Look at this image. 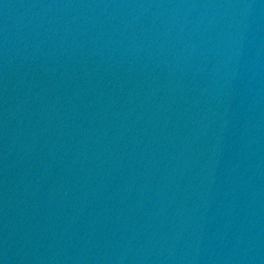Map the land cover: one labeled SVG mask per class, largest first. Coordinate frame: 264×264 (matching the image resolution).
Listing matches in <instances>:
<instances>
[{
	"label": "water",
	"instance_id": "1",
	"mask_svg": "<svg viewBox=\"0 0 264 264\" xmlns=\"http://www.w3.org/2000/svg\"><path fill=\"white\" fill-rule=\"evenodd\" d=\"M0 264H264V0H0Z\"/></svg>",
	"mask_w": 264,
	"mask_h": 264
}]
</instances>
